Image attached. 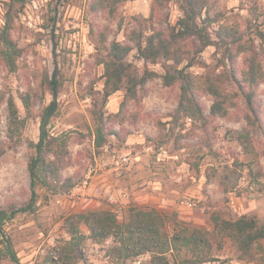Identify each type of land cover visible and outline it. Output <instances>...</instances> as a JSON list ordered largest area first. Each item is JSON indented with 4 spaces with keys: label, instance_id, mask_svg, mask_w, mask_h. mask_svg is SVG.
I'll return each instance as SVG.
<instances>
[{
    "label": "rangeland",
    "instance_id": "obj_1",
    "mask_svg": "<svg viewBox=\"0 0 264 264\" xmlns=\"http://www.w3.org/2000/svg\"><path fill=\"white\" fill-rule=\"evenodd\" d=\"M93 0H0V29L12 27L11 37L21 49L15 70L0 56V209L30 201L29 163L39 141L43 110L52 100L50 81L57 71L59 108L49 131L57 138L46 160L53 165L45 186L37 189L33 212L20 213L6 231L19 264H150V256L125 258L114 251L113 239L93 242L89 231L81 247L82 259L65 249L70 239L65 220L72 214L110 209L125 222L134 207H156L175 213L182 223L213 231L212 217H254L264 227V83L257 92L260 131H251L249 148L239 133L247 127L245 104L230 109V118L209 120L212 97L199 94L204 120L174 121L179 86L162 83L160 64H145L134 50L128 60L143 74L155 73L139 87L137 98L121 112L124 92L106 103L103 132L107 142L96 146L95 112L102 104L104 67L96 62V47L103 34L107 44L128 42L135 17L148 18L152 0H133L113 11L94 13ZM215 35L221 23L238 25L245 39L260 41L255 27L264 31V0H208ZM182 16L179 0H172L153 19L156 28L174 27ZM222 50L210 46L188 69L202 79L221 76ZM183 68L185 63L175 65ZM243 65V56L237 69ZM31 91L35 101L26 110L21 96ZM15 99L23 125L19 138L8 137V98ZM97 105V106H96ZM113 115V117H111ZM113 133V134H109ZM143 136V137H142ZM128 156L123 163L121 157ZM70 179V181H68ZM126 193L127 197H123ZM186 203H191L189 208ZM264 249V239L261 241ZM1 249V245H0ZM264 253L254 246L242 253L230 240L212 243L206 262L200 264H264ZM73 257V258H72ZM190 257V256H187ZM170 264H184V255ZM0 264H15L3 260Z\"/></svg>",
    "mask_w": 264,
    "mask_h": 264
},
{
    "label": "trees",
    "instance_id": "obj_2",
    "mask_svg": "<svg viewBox=\"0 0 264 264\" xmlns=\"http://www.w3.org/2000/svg\"><path fill=\"white\" fill-rule=\"evenodd\" d=\"M133 0H93L90 8L94 13L113 11L120 4ZM172 0H152L148 18L135 17V28L126 36L128 42L117 40L107 44L106 34L96 47V62L104 67V86L102 104L96 105L95 112L98 127L96 129V146L102 148L106 142L103 132V109L108 99L118 91L124 92L121 112L130 100L137 98L139 87L154 78L155 73L144 67L140 69L128 60L136 50L145 64H160L164 69L162 83L168 88L179 86L178 105L173 120H204L205 108L199 102V94L203 91L212 97V105L207 119L230 118V109L237 108L240 101L245 104L244 119L247 127L240 132L239 138L249 148L251 131H260L262 124L259 117L260 105L257 92L264 83V31L255 27L254 35L260 41L257 48L253 40H246L240 27L235 24L221 23L215 35L209 32L214 20L211 18L208 0H179L182 16L174 27L156 28L153 19L157 11H162ZM12 27L6 23L0 29V56L3 63L15 70V58L21 49L11 37ZM213 46L222 50L220 60L224 68L221 76L210 75L204 79L188 71L192 68L202 52ZM243 56V65L237 69V61ZM175 65L185 63L183 68ZM52 100L43 110L40 122L39 141L35 145V155L31 158L28 169L31 178L30 201L26 207L14 204L0 209V262L10 260L19 264V258L6 225L20 213L33 212L37 203V189L47 185L51 176L56 178V171L46 156L53 151L57 138H52L49 131L51 119L58 111L59 82L57 71L50 81ZM26 110L35 101L34 94L29 91L21 96ZM8 104V137L19 138L23 125L15 99L10 96ZM113 117V115H111ZM113 134V133H109ZM0 137V156L3 155ZM70 181V179L68 180ZM214 229L190 227L178 220L175 213L156 207H134L130 209L125 222H120L115 212L110 209L75 213L65 220L66 232L70 239L65 249L70 255L81 258V247L85 240L82 226L89 231L93 242L102 243L113 239L114 251L125 258L149 255L150 264H170L169 255L173 258L184 255V264H200L206 262L212 251V243L218 240L221 244L230 240L244 254L250 255L254 246L263 251L261 241L264 239V227L254 217L240 216L225 219L212 217ZM190 256V257H187ZM264 257V253L262 255ZM73 258V257H72ZM82 259V258H81Z\"/></svg>",
    "mask_w": 264,
    "mask_h": 264
},
{
    "label": "built area",
    "instance_id": "obj_3",
    "mask_svg": "<svg viewBox=\"0 0 264 264\" xmlns=\"http://www.w3.org/2000/svg\"><path fill=\"white\" fill-rule=\"evenodd\" d=\"M120 161L123 162V163H127L129 161V157L128 156H123V157H121ZM123 197L124 198L127 197V194L124 193ZM185 205L188 206L189 208L193 207V205L191 203H186Z\"/></svg>",
    "mask_w": 264,
    "mask_h": 264
},
{
    "label": "crops",
    "instance_id": "obj_4",
    "mask_svg": "<svg viewBox=\"0 0 264 264\" xmlns=\"http://www.w3.org/2000/svg\"><path fill=\"white\" fill-rule=\"evenodd\" d=\"M143 137V136H142Z\"/></svg>",
    "mask_w": 264,
    "mask_h": 264
}]
</instances>
